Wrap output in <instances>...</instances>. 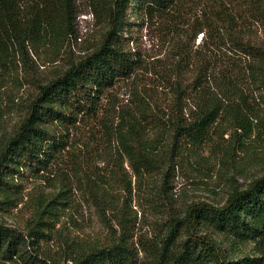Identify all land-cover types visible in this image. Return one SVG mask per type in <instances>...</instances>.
I'll return each mask as SVG.
<instances>
[{
	"label": "rangeland",
	"instance_id": "374dc122",
	"mask_svg": "<svg viewBox=\"0 0 264 264\" xmlns=\"http://www.w3.org/2000/svg\"><path fill=\"white\" fill-rule=\"evenodd\" d=\"M92 1L76 0L69 24L50 22L28 42L30 58L16 57L8 65L0 83V154L26 117L39 83L63 73L101 42L107 18L102 10L93 11ZM203 4L185 0L178 10L148 18L142 29L131 5L125 15L131 25L125 24L122 36L126 48L141 57V68L109 89L97 117L79 122L68 146L46 166L24 161L7 169L0 181V225L43 231L44 253L55 264H70L72 253L118 239L121 219L141 264H157L154 249L171 215L196 202L221 205L234 188L264 174V90L245 89L242 78L239 93L203 141L174 136L167 127L172 79L189 86L195 76L193 65L179 63L177 53L181 47L191 53L203 43L206 36L194 28L205 20ZM248 23L250 40L263 42L261 26ZM141 134L147 141L136 140ZM121 135L139 158V173ZM235 255L245 257L244 264H264V240L240 239Z\"/></svg>",
	"mask_w": 264,
	"mask_h": 264
},
{
	"label": "trees",
	"instance_id": "16d2710c",
	"mask_svg": "<svg viewBox=\"0 0 264 264\" xmlns=\"http://www.w3.org/2000/svg\"><path fill=\"white\" fill-rule=\"evenodd\" d=\"M75 1L0 0V83L16 57L23 61L30 58L28 42L37 38L46 25L57 20L69 24ZM92 3L93 11L102 10L107 18L101 42L63 73L39 83L26 117L0 154V181L17 162L25 161L37 168L46 166L68 146L71 131L79 122L97 117L109 89L141 68V57L126 48L122 36L125 24L131 25L125 15L132 4L136 5L138 27L142 29L148 18L178 10L185 0ZM203 6L205 20L194 25L195 33L201 30L206 36L203 43L192 54L184 53L183 47L177 53L179 63L193 65L194 79L189 86L172 79V102L166 110L172 134L190 136L197 142L206 138L229 107L230 99L239 93L241 78L245 89L264 90V41L253 42L247 33L249 21H255L264 32V0H204ZM140 128L144 132L148 129ZM123 136L120 140L124 150L130 159L135 158L133 167L139 173V158ZM136 140L147 141L142 134ZM140 154L145 159V154ZM117 224L123 229L118 239L72 253L67 258L70 264H141L129 241L128 225L121 219ZM43 235L36 228L23 233L0 225V263L55 264L39 245ZM249 236L258 242L264 240V174L245 188H234L221 205L201 201L171 215L161 245L153 255L157 264H244L245 257L235 253L238 241Z\"/></svg>",
	"mask_w": 264,
	"mask_h": 264
}]
</instances>
